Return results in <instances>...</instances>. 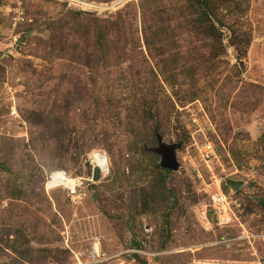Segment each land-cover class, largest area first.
<instances>
[{"label":"rangeland","instance_id":"374dc122","mask_svg":"<svg viewBox=\"0 0 264 264\" xmlns=\"http://www.w3.org/2000/svg\"><path fill=\"white\" fill-rule=\"evenodd\" d=\"M214 11L210 34L196 0H0V264L92 261L95 244L94 264L263 257L264 0ZM56 170L85 179L79 204L47 191Z\"/></svg>","mask_w":264,"mask_h":264},{"label":"built area","instance_id":"2783aa9c","mask_svg":"<svg viewBox=\"0 0 264 264\" xmlns=\"http://www.w3.org/2000/svg\"><path fill=\"white\" fill-rule=\"evenodd\" d=\"M196 123L199 124L198 119H193ZM208 144H204L201 147V154L206 161L210 159L211 155L214 153L213 144L211 142H207ZM100 154V153H99ZM105 155L104 153H101ZM97 155L92 154L91 163L93 168L96 166L94 161ZM106 159L107 156L105 155ZM110 166L107 165V171H103L100 168L101 173L107 175L109 173ZM90 180H94L93 177ZM85 184V179L79 176H73L65 170H56L49 174L48 180L46 183V189L52 190L55 188L62 187L67 191L68 196L70 197L71 202L74 205H77L81 202L83 193L82 189ZM210 206L213 208L216 214L217 224L221 227H229L234 223L235 218L237 217L233 206L231 205L229 196L226 195L222 189L221 183H218V189L211 195V204ZM250 237L249 235L247 236ZM75 262L70 264H94L97 262H101L104 259H100V252L98 250L97 244L93 246V260L92 261H84L79 254H75ZM234 264V263H233ZM245 264H264V255L263 257H257L254 261H249Z\"/></svg>","mask_w":264,"mask_h":264},{"label":"water","instance_id":"95a60500","mask_svg":"<svg viewBox=\"0 0 264 264\" xmlns=\"http://www.w3.org/2000/svg\"><path fill=\"white\" fill-rule=\"evenodd\" d=\"M159 146L154 149L156 153H158L162 158V166L167 169H179V162L176 157V145H166L163 141L162 136H158ZM101 170L100 167L95 166L93 168V179L94 181L100 180ZM243 183L242 182H231L232 187L237 190Z\"/></svg>","mask_w":264,"mask_h":264},{"label":"trees","instance_id":"16d2710c","mask_svg":"<svg viewBox=\"0 0 264 264\" xmlns=\"http://www.w3.org/2000/svg\"><path fill=\"white\" fill-rule=\"evenodd\" d=\"M199 5H201L203 7V10L205 11V13L203 14L204 17L207 19V23L209 24L208 26V32L211 34V32H216L217 31V27H216V21H217V17L214 11V8L216 6V0H196ZM203 22V20H202ZM158 135L157 132L155 131L154 136ZM151 151L153 152L154 149H151ZM155 153V151H154ZM166 174L170 173V170H165Z\"/></svg>","mask_w":264,"mask_h":264},{"label":"bare ground","instance_id":"6f19581e","mask_svg":"<svg viewBox=\"0 0 264 264\" xmlns=\"http://www.w3.org/2000/svg\"><path fill=\"white\" fill-rule=\"evenodd\" d=\"M94 155H97L95 157V161H94L95 165L98 166V167H100V168H102L103 171L106 172L107 171V165L109 164L108 159H106L105 155L101 154V152H95V153H93V156Z\"/></svg>","mask_w":264,"mask_h":264}]
</instances>
